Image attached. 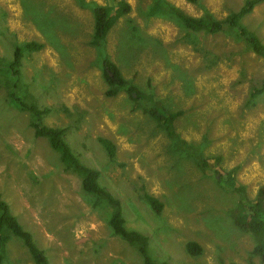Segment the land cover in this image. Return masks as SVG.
<instances>
[{
  "label": "rangeland",
  "instance_id": "1",
  "mask_svg": "<svg viewBox=\"0 0 264 264\" xmlns=\"http://www.w3.org/2000/svg\"><path fill=\"white\" fill-rule=\"evenodd\" d=\"M80 1L0 0V198L10 214L49 264H143L135 246L111 234L115 208L82 190L79 174L35 136L36 117L23 104L49 109L40 126L65 130L71 153L118 203L125 229L146 237L153 263L260 264L255 239L232 215L239 197L264 192V93L252 97L264 59L226 25L246 0H164V9L224 21L216 34L189 32L173 13L149 15L157 0H124L130 11L103 41L92 10L113 3ZM238 26L264 45V3ZM31 42L43 48L11 68L14 50ZM104 60L138 100L122 88L107 94ZM153 102L182 113L170 133L144 112ZM100 140L114 145L113 159ZM145 195L163 205L160 213ZM5 233L2 264H33L21 240ZM189 242L200 246L198 256L187 253Z\"/></svg>",
  "mask_w": 264,
  "mask_h": 264
},
{
  "label": "trees",
  "instance_id": "2",
  "mask_svg": "<svg viewBox=\"0 0 264 264\" xmlns=\"http://www.w3.org/2000/svg\"><path fill=\"white\" fill-rule=\"evenodd\" d=\"M191 3L196 2V0H188ZM113 6L101 7L96 6L92 10L93 21H94V36L97 40H104L113 22L120 16L127 14L130 11L129 5L124 0H111ZM81 5L84 6L83 0L80 1ZM166 2L164 0H157L150 7L149 15H163L165 13H173L177 24L183 27V29L199 33L205 32L210 34L219 33L223 28L224 21L218 22L210 17L203 18H193L187 16L184 12L177 8L172 7V5H167L165 9L162 7ZM264 3V0H246L239 12L234 13L226 21V25L230 29H238V34L244 39V41L249 45L250 50L257 56L264 59V45L259 41L258 38L252 34L247 33L242 27H239V22L245 15L249 14L250 11L258 4ZM238 20V25H235V21ZM180 26V27H181ZM43 48V44H37L34 42L26 43L23 47L16 48L13 54V61H11V68L20 67V62L23 57V53L38 52ZM103 65L106 66L108 71L104 72V78L107 83L113 87V91L107 92L108 95L114 94L120 88L127 91L128 95L131 96L135 93L136 97L134 100H138L136 89L133 86H128L125 80H123L120 74L115 71V67L108 60H104ZM13 74L18 75V70L13 69ZM119 87V88H117ZM264 93V81L260 89H257L252 97ZM20 104V103H19ZM159 102H153L152 105L146 107L144 112L146 115L158 124V126L170 133L172 122L178 118L182 113L179 111L177 113L167 114L164 109L159 108ZM23 110H28L31 114L33 113L36 117V121L31 124L32 128L35 130L36 137L46 138L49 142L50 147L58 151L61 154V161L65 165L67 170H71L81 177L82 190L89 195L96 196L97 198H102L106 200L111 206L115 208V211L110 216L108 221V226L111 229V234L115 237H119L121 240L135 246L139 254L143 258V264H155L153 263L147 255L146 237L134 232L128 231L124 227V222L121 218L120 211L118 210V203L112 198V196L99 187L97 180L99 178L98 172L86 168L79 164V161L71 153L70 148L67 146L64 140L63 129H53L45 128L40 126L37 121L40 117L46 115L49 109L39 110L33 107H26L20 104ZM103 145L108 157L113 159L115 156V147L109 141L100 140ZM209 164L212 160H207ZM205 161L204 163L206 164ZM234 191L236 190L239 194L243 193V188L233 186ZM264 192L263 190L258 191L255 201L248 200L244 197H239L235 211L232 213L234 218V223L243 232L250 234L256 241V246L253 250L252 256H258L260 258V264H264V208L262 205ZM145 201L156 213H160L163 205L158 202L154 197L145 195ZM8 231L14 237L21 240L23 247L27 250L33 264H49L48 259L43 252L40 250L33 242L32 236L29 232L24 230L18 221L10 214L9 207L0 198V264H2L3 256L6 253V245L10 240V236L5 232ZM186 251L191 256H198L201 253V248L198 244L194 242H189L186 245ZM166 264V263H160Z\"/></svg>",
  "mask_w": 264,
  "mask_h": 264
}]
</instances>
